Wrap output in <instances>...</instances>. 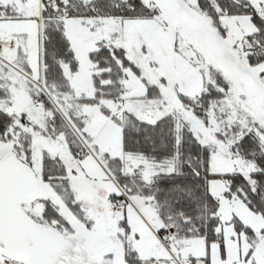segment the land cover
I'll return each mask as SVG.
<instances>
[{"label":"snow or ice","instance_id":"snow-or-ice-1","mask_svg":"<svg viewBox=\"0 0 264 264\" xmlns=\"http://www.w3.org/2000/svg\"><path fill=\"white\" fill-rule=\"evenodd\" d=\"M0 264H264V0H0Z\"/></svg>","mask_w":264,"mask_h":264}]
</instances>
